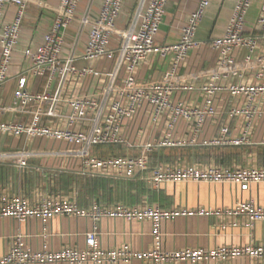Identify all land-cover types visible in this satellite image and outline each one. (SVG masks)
<instances>
[{
	"label": "built area",
	"instance_id": "1",
	"mask_svg": "<svg viewBox=\"0 0 264 264\" xmlns=\"http://www.w3.org/2000/svg\"><path fill=\"white\" fill-rule=\"evenodd\" d=\"M127 0H103L98 17L93 21L83 59L95 61L107 58L115 61L114 71L108 77L99 95L80 97L70 93L73 83L89 76L104 75L93 65L77 66L78 57L72 53L63 56L65 33L76 18L81 0H60L55 19L45 35L43 43L36 49L23 50L30 64L19 74L18 87L12 106L7 111H19L20 120H0V134L12 138H25L21 148L6 143L0 150V163L15 169L18 179L26 181L31 171L42 178H51L54 170L33 165L37 157H64L77 159V174L91 177L108 176L144 181L149 188L158 189L162 184L177 182L227 183L251 186L264 183V166H225L181 162L152 164L156 150L175 147L185 142L176 139L181 121L189 124L194 135L204 127L207 119L218 113L216 96L228 92L232 96H244L242 107L233 108V117L243 116L244 125L238 135H233L229 126H223L213 145L241 146L251 144L255 121L263 115L260 101L264 99V3L257 18L260 32L246 33V15L252 0H238L225 33L211 41L219 53L216 67L209 81L201 87L203 102L192 105L188 100L174 98L176 90H194L193 84L180 86L176 83V72L190 50L200 46L196 33L212 0H201L187 24L182 28L181 40L174 44L157 46V35L166 12L168 0H140L131 26L126 31L118 48L110 47V39L116 28ZM29 0H0V88L10 80L9 69L13 55L20 44L23 22ZM11 5L17 10L12 20L6 19ZM81 23L88 25L89 17ZM246 51L244 69H256L257 83L230 82L222 79L235 63V53ZM150 53L162 58L174 55L172 71L161 81L143 83L136 71ZM123 77H120L121 73ZM106 76V74H105ZM40 78V90L29 89V78ZM145 112L154 128L160 127L164 135L157 139L131 140L128 127ZM36 139L48 142L67 143L66 148L46 147L34 149ZM125 147L138 153H114L103 155L96 148ZM21 175V176H20ZM20 177V178H18ZM187 215H221L231 218L230 225L253 229L264 221V205L253 199L241 200L223 209H166L159 205L132 206L125 201L103 203L94 200L89 207L82 206L76 199H65L61 195H38L32 200L26 191L18 192L9 185L0 192V220L10 218L20 223L32 219L44 222L53 217H84L93 222V229L86 234V247L67 246L60 250L25 249L22 235L11 237L9 251L0 256V264H47L74 263L120 264L141 261L144 264H179L181 262L202 263L215 260L224 264L233 258L247 256L251 264H264V242L252 243L247 247L223 246L215 249L183 248L166 250L159 243L147 250H135L124 244L114 248H103L99 243L100 222L104 218L125 220H151L154 234L161 237L164 220Z\"/></svg>",
	"mask_w": 264,
	"mask_h": 264
},
{
	"label": "crops",
	"instance_id": "2",
	"mask_svg": "<svg viewBox=\"0 0 264 264\" xmlns=\"http://www.w3.org/2000/svg\"><path fill=\"white\" fill-rule=\"evenodd\" d=\"M140 0H127L116 28L110 39V47L118 48L128 28L131 26ZM201 0H168L164 21L155 36V44L162 46L174 44L181 40L182 28L189 21L190 16L196 11ZM238 0H212L207 12L202 19L196 39L200 46L189 51L187 57L177 69L176 83L180 86L193 84L194 90H176L175 99H186L192 105L203 102L201 87L206 84L216 67L219 53L212 48L211 41L221 37L227 28ZM103 0H81L76 18L67 28L63 56L74 53L78 60L77 66L93 65L98 71L106 74L89 76L85 80L73 83L69 89L80 97L99 95L104 88L108 77L113 73L115 61L107 58L87 61L83 59L89 32L93 21L98 17ZM264 0H252L246 15V33H259L257 18ZM60 0H29L26 16L22 26L20 44L13 55L9 69L10 80L0 88V120H20L23 115L19 111H7L3 107L12 106L14 94L18 87L19 74L28 67L30 61L25 58L23 50L27 47L36 49L49 32ZM17 7L11 5L7 11L6 19L12 20ZM88 15L89 23H81L83 17ZM246 51L235 53L236 63L224 75L222 82L257 83L253 67L245 70L244 59ZM174 55L162 58L155 53H150L144 63L136 71V77L143 83H156L161 81L172 71ZM122 72L120 77H123ZM29 89L40 90L43 81L40 78H29ZM218 113L207 119L202 130L194 135L189 124L181 121L176 131V139L185 142L175 147H165L156 150L152 155V164L160 162H181L182 164L197 163L200 166L221 164L225 166H264V99L260 101L263 115L256 119L251 134L252 143L232 146L213 145L210 142L219 137L221 128L229 126L233 135H238L244 125V117H233L230 110L240 108L245 103L244 96H232L228 92H220L215 99ZM128 135L131 140L157 139L164 135L161 126L154 128L149 117L142 112L138 119L129 125ZM8 138L11 142L8 144ZM38 146L35 147V143ZM6 143L13 148L26 145L25 138H12L0 134V150ZM62 142H48L46 139H36L34 149H41L45 144ZM23 144V145H22ZM22 145V146H21ZM55 147V146H53ZM61 148V147H60ZM115 151L114 153H138V150H129L125 147L96 148ZM113 153V154H114ZM102 154V153H100ZM55 157H37L31 160L33 165H42L54 170L51 178H42L37 172L31 171L26 181L15 179V169L5 163H0V192L9 185L18 192L26 191L32 200L39 195L56 194L65 199H76L82 206L89 207L94 200L103 203L125 201L129 205L144 207L159 205L166 209H223L233 206L241 200L253 199L264 205V183L251 186L231 185L227 183L206 182H177L165 183L158 189L149 188L144 181L129 178L108 176L91 177L77 174L75 170L66 169L64 164L77 159ZM21 176V175H20ZM20 178V177H18ZM135 183L132 189L119 187L122 181ZM231 218L221 215H187L164 220L161 224V237L154 234L151 220H125L123 218H104L100 222L99 243L103 248H114L124 244L130 245L135 250H147L159 243L166 250L183 248H208L215 249L223 246L247 247L250 244L264 242V221L256 223L253 229L230 225ZM93 229V222L84 217H53L44 222L41 219H32L27 223L5 218L0 220V256L9 251L11 237L22 235L25 249L60 250L63 247L73 246L81 249L86 247V234ZM247 256H240L224 264H251ZM47 264H74V263H47ZM84 264H93L87 262ZM120 264H144L141 261H132ZM179 264H218L217 261L202 263L181 262Z\"/></svg>",
	"mask_w": 264,
	"mask_h": 264
},
{
	"label": "rangeland",
	"instance_id": "3",
	"mask_svg": "<svg viewBox=\"0 0 264 264\" xmlns=\"http://www.w3.org/2000/svg\"><path fill=\"white\" fill-rule=\"evenodd\" d=\"M11 142V139L10 138H8V140H7V143L9 144ZM23 145V144H22ZM21 145V146H22ZM35 147H37L38 146V142H36L35 143V145H34ZM53 146H55V148H60V147H62V148H66L67 147V143H62V144H60V143H57V144H50L49 146H47L48 148L50 147H53ZM13 147V146H12ZM42 148H46V145L44 144L43 146H42ZM100 151V153H102L103 155H107V154H113L115 151H113V149H111V150H102V149H100L99 150ZM55 160H59V159H61V158H54ZM64 166H65V168L66 169H71V170H75V169H78L79 168V164H77V163H74V162H71V163H69V162H67V163H65L64 164ZM134 184L135 183H133V182H127L126 183V181L124 180V181H122V183H119V187H122L123 189H132L133 188V186H134Z\"/></svg>",
	"mask_w": 264,
	"mask_h": 264
}]
</instances>
